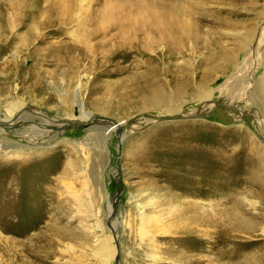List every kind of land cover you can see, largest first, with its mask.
<instances>
[{"label":"rangeland","instance_id":"1","mask_svg":"<svg viewBox=\"0 0 264 264\" xmlns=\"http://www.w3.org/2000/svg\"><path fill=\"white\" fill-rule=\"evenodd\" d=\"M62 1L0 0V264H264V0Z\"/></svg>","mask_w":264,"mask_h":264},{"label":"bare ground","instance_id":"2","mask_svg":"<svg viewBox=\"0 0 264 264\" xmlns=\"http://www.w3.org/2000/svg\"><path fill=\"white\" fill-rule=\"evenodd\" d=\"M65 0H63L62 2H61V4L62 5H66L65 4V2H64ZM60 3V2H59ZM65 11V10H64ZM161 18V17H160ZM145 20V19H144ZM164 20V19H163ZM146 21V20H145ZM149 21H150V19H149ZM157 21H158V19H157ZM165 22V21H164ZM163 22V23H164ZM249 51V50H248ZM254 51H255V49H254ZM252 52L251 53V56H252V58H253V55H254V53L255 52ZM254 60L253 61H255V57L253 58ZM247 62V61H246ZM246 66V65H245ZM242 69V68H241ZM246 78H245V80L247 81V78H249V75H248V73L246 74V76H245ZM235 79V78H234ZM228 82H229V78L227 79V82L225 83V81H224V83L225 84H227V85H229L228 84ZM225 84L224 85H221L220 87H221V91L222 92H224V89H225ZM231 85V84H230ZM248 89V86H247V82H244V81H241L240 82V84H239V86H238V88H237V90H238V94L237 95H235V96H233V94L235 93H233L231 96L232 97H230V100H232V99H239L240 97L241 98H243V94L245 93V91ZM210 91H206L205 92V94H204V97H209V93ZM156 95V97L154 98V100H153V104H155V105H157V106H160L162 103H163V101H162V98H161V96L158 94V93H156L155 94ZM260 102H261V105L263 106L262 108L264 109V98H261L260 99ZM211 106V104H208L207 105V107H210ZM22 106L21 105H16V104H11V105H9L8 106V108H10V109H16L17 108V110H18V108L20 109ZM179 109V108H178ZM177 109V110H178ZM166 110V111H165ZM164 111H162L163 113H169V114H173V115H176V113H172V112H174V111H172V109L170 108V109H165ZM34 113V112H33ZM177 113H181V112H177ZM200 113V112H199ZM187 114V113H186ZM185 114V115H186ZM239 114H241V111L239 110ZM262 114L264 115V111H262ZM25 115V114H24ZM26 116V115H25ZM180 116H184V113H182V114H180ZM46 118H47V116H45ZM84 117H85V119L84 120H86V119H89L90 117H91V115L90 114H85L84 115ZM159 118V117H158ZM17 119H22V117L20 116H18L17 117ZM17 119L16 120H14L12 117H9V116H7L5 113H4V115L2 116V118L0 117V121L1 122H6L7 123V125H6V127H0V132L1 131H3V129L4 128H7V127H9V128H13V127H16L17 125H15L18 121H17ZM59 120V119H58ZM65 120H68V119H65ZM71 120V119H70ZM155 120V119H154ZM27 122H29V121H27ZM123 123L124 122H119V123H117V125H112L111 127H110V129L112 130V129H115V128H120V127H124V125H123ZM32 125L33 126H35V127H38V128H41L42 127V125H37L36 123H32ZM125 125H127V122H126V124ZM37 128V129H38ZM110 129H108V130H110ZM33 139V138H32ZM193 191V190H192ZM194 192V191H193ZM195 193H198L197 191H195ZM82 194H83V192H82ZM199 194V193H198ZM79 199H80V197H79ZM85 201V200H84ZM211 201L212 200H208V202H207V204H203L202 202H200V200L198 199V201H194V202H190V201H188L187 202V205H189L190 207L191 206H194L195 207V209H196V215H197V212H198V218H199V221L198 222H203V223H207V222H209L210 220V218L209 219H207L205 222H204V220H202L201 219V217L202 216H204L203 218H205V215H204V211L208 208V207H211L212 206V203H211ZM86 203V202H85ZM83 204V203H82ZM87 204H89L90 205V203H89V201L87 202ZM142 206V205H141ZM206 206H208V207H206ZM143 207V206H142ZM208 209H210V208H208ZM141 210V209H140ZM139 210V211H140ZM200 210V211H199ZM138 211V216H139V219H140V223H141V225H144V223L145 222H147V221H149L150 219H154V217L156 216L155 214H153V213H151V214H147V213H145L144 211H140L139 212ZM153 214V215H152ZM180 215H182V214H179V216ZM193 215H195V213L193 214ZM195 216H193V218H194ZM198 218L196 219V220H198ZM196 220H194V221H196ZM151 221V220H150ZM243 222V224H244V221H240V224ZM194 223V222H193ZM196 223V222H195ZM201 224V223H200ZM209 224V223H208ZM238 224H239V221H238ZM211 225V224H210ZM144 229H146L145 227H144ZM144 229H142V228H140V230H139V234L141 235V238L144 236V234H145V232H147V231H145ZM205 230V229H204ZM197 231V230H196ZM200 232V231H199ZM202 232H203V230H202ZM205 232H207L208 233V231L207 230H205ZM149 233V232H148ZM191 234V233H190ZM216 234V233H215ZM223 235V234H222ZM225 235H226V233H225ZM224 235V236H225ZM224 236H222V237H219V238H217V239H225L224 238ZM218 237V236H217ZM214 238V237H213ZM149 239V238H148ZM150 240H152V238H150ZM216 242V241H215ZM214 242V243H215ZM204 243V242H203ZM215 250V249H214ZM93 253L96 255V256H98L99 258H101L102 260H104V261H109L112 257H113V255H114V247L112 246V244L107 240V238H104V239H100V240H98L97 241V244L95 245V248H94V251H93ZM225 253V252H224ZM223 255V254H222ZM226 255V254H225ZM224 256V255H223ZM222 256V257H223ZM228 259V258H227ZM206 263V262H205ZM230 263V262H229ZM196 264V263H195ZM224 264H228L227 262H225ZM231 264V263H230Z\"/></svg>","mask_w":264,"mask_h":264},{"label":"water","instance_id":"3","mask_svg":"<svg viewBox=\"0 0 264 264\" xmlns=\"http://www.w3.org/2000/svg\"><path fill=\"white\" fill-rule=\"evenodd\" d=\"M216 107H220V108H230L228 105L224 104V103H216L215 104ZM236 111H238V109H235ZM195 116H198L195 115ZM187 118H192V116H187ZM241 118L243 119V121L245 123H247L244 115L241 116ZM171 118L169 117H163L161 120H169ZM131 120V119H130ZM129 120V122H130ZM57 122L61 125L57 126V127H51L49 129H54V130H62V129H72V128H83L85 126V122L82 121H73V120H65V119H59L57 120ZM128 124V123H127ZM7 123L6 122H1L0 121V127H6ZM259 139H261L260 137H258ZM263 141V139H261Z\"/></svg>","mask_w":264,"mask_h":264},{"label":"built area","instance_id":"4","mask_svg":"<svg viewBox=\"0 0 264 264\" xmlns=\"http://www.w3.org/2000/svg\"><path fill=\"white\" fill-rule=\"evenodd\" d=\"M0 150H1V143H0Z\"/></svg>","mask_w":264,"mask_h":264}]
</instances>
